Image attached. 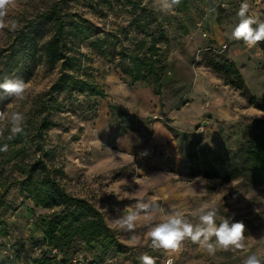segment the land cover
Returning <instances> with one entry per match:
<instances>
[{
  "label": "rangeland",
  "instance_id": "obj_1",
  "mask_svg": "<svg viewBox=\"0 0 264 264\" xmlns=\"http://www.w3.org/2000/svg\"><path fill=\"white\" fill-rule=\"evenodd\" d=\"M54 1L17 0L8 19H17L21 26ZM142 2L156 13L169 38L167 46L159 43V55L166 63L159 95L152 84L132 81L121 72L118 44H96L95 39L103 37L108 29L128 25L129 6L121 0H68L64 4V9L82 14L95 26L88 39L76 43L78 70L103 88L105 96L83 92L64 98L65 105L51 115L55 125L45 132V147L54 151L46 161L63 168L65 189L88 199L103 213L108 226L111 219L118 218L126 206L140 198L157 202L164 213L180 210L193 222L200 207L215 205L219 210L217 223L226 217L245 224L244 249L218 250L209 255L186 241L183 251L172 257L174 264H243L252 254L264 259L261 186L244 183L240 178L222 180L228 154L241 139L245 123L251 116H264V112L247 102L235 86L233 73L225 74L212 67L213 63L232 62L250 93L264 98V42L248 48L243 41L230 39L243 0H188L187 9L175 7L172 13L157 11L152 0ZM248 2L251 13L264 19V0ZM136 33L131 29L123 44L132 47L141 37ZM47 36L48 32L44 37ZM11 38V31H0V47ZM222 42L228 44L227 48L220 47ZM58 73L57 65L49 69L40 63L25 80L29 84L26 101L7 96L0 99V112L10 114L28 108L24 137L34 135L41 116L36 107ZM80 126L79 137L74 138ZM9 135L5 131L0 139ZM24 145L27 155L23 161L27 162L37 153L31 142ZM11 148L8 145L7 152H0V167L7 177L19 175L12 166L18 157ZM199 158L211 161L217 176H191L189 164ZM5 201L8 205L0 207V218L6 222L7 234L0 235V245L6 240L25 244L15 263L32 264V259L39 256L34 247L43 235L40 219L51 209L35 207L20 194L17 184L8 190ZM159 219L157 214L154 222ZM113 231L126 246L122 253L107 250L102 255V239L88 245L75 239L66 253L67 264H140L138 258L145 253L154 257L156 264H164L169 258L162 250L149 247L147 222L143 220L136 230L138 245L131 243L130 233ZM59 255L63 257L62 251Z\"/></svg>",
  "mask_w": 264,
  "mask_h": 264
},
{
  "label": "trees",
  "instance_id": "obj_2",
  "mask_svg": "<svg viewBox=\"0 0 264 264\" xmlns=\"http://www.w3.org/2000/svg\"><path fill=\"white\" fill-rule=\"evenodd\" d=\"M68 0H55L49 8L27 19L19 28L12 32V38L7 45L0 47V82L5 78H22L27 80L38 64H44L49 69L58 66V75L44 91L37 108L40 116L36 123L35 133L24 137V131L12 139H0L3 144L11 145V151L18 160L13 163L19 175L4 174L0 167V207L8 205L5 195L12 185L19 186L20 194L27 196L35 207L49 208L51 211L42 216L39 225L42 238L55 246L63 257L59 261L45 255L32 259V264H67V250L75 239L88 245L102 239V255L105 251L114 254L122 253L126 246L114 235V231L107 225L103 213L88 199L76 196L65 189L62 184L64 171L61 166L49 164L46 160L52 158L54 151L45 147V132L55 125L51 118L53 111L65 105L64 98H73L75 93L86 92L91 95L104 97L105 92L95 81L83 77L79 73L80 56L77 54V42L88 39L95 31L94 24L80 13L64 9ZM123 5L129 6L131 19L128 25L118 29H108L103 37L95 39L96 44L106 46L119 45L117 51L118 64L121 72L132 81H145L153 85L154 93L160 94V82L166 74V63L160 57V42L166 46L169 38L163 24L156 13L142 0H121ZM188 7V0H181L177 6L180 10ZM49 27V29H48ZM133 29L141 37L132 47L123 44ZM48 32V36L44 37ZM123 34V37L121 35ZM212 67L225 74L236 76V87L249 104L264 112V98H256L244 84L233 63H213ZM64 94L59 99L60 94ZM6 96L0 90V99ZM69 101V100H68ZM173 129V127H168ZM74 138L79 137V132ZM34 144L37 155L23 161L27 155L24 142ZM201 159V158H199ZM189 164L191 176L202 174L205 177L217 176V169L211 161L201 159ZM190 160V159H189ZM240 178L244 183L261 186L264 192V116H251L241 131V139L235 149L228 154L223 181ZM7 234L6 222L0 218V235ZM73 246V245H72Z\"/></svg>",
  "mask_w": 264,
  "mask_h": 264
},
{
  "label": "clouds",
  "instance_id": "obj_3",
  "mask_svg": "<svg viewBox=\"0 0 264 264\" xmlns=\"http://www.w3.org/2000/svg\"><path fill=\"white\" fill-rule=\"evenodd\" d=\"M16 3L17 0H0V31L19 30V21L8 19L9 12ZM180 4L181 0H152V7L163 13H172ZM237 17L238 23L231 31L230 39L243 41L248 48L264 42V19L251 13L248 0H243L240 4ZM0 90L7 97L24 102L29 92V84L22 78H5L3 82H0ZM27 111L28 108L25 107L23 111L17 110L10 114L0 112V138H3L5 131L10 133L7 137L9 140L21 134L24 131ZM7 150V143L0 147V152H7ZM218 212L215 205L211 207L204 205L194 213L196 222H193L180 210L164 213L157 202L140 198L134 205L126 206L118 218L111 219L109 226L115 230L130 233L131 243L138 245L140 241L136 230L141 220L147 222L146 236L150 241L149 247L156 251L162 250L168 255L169 258L164 261V264H174L172 257L183 251L186 241L198 245L209 255H214L218 250L235 251L245 248V224L242 221L233 222L226 217L217 223ZM157 214H160V219L154 222ZM261 239L264 240V236ZM138 259L140 264H156V259L146 253L140 255ZM243 264H264V259L252 254L244 259Z\"/></svg>",
  "mask_w": 264,
  "mask_h": 264
},
{
  "label": "built area",
  "instance_id": "obj_4",
  "mask_svg": "<svg viewBox=\"0 0 264 264\" xmlns=\"http://www.w3.org/2000/svg\"><path fill=\"white\" fill-rule=\"evenodd\" d=\"M227 43L220 44V47L222 49L227 48ZM23 243H10L9 241H4L0 245V264H17L18 257L21 253H23L24 250ZM28 246V245H27ZM34 249L38 253V255H45L48 257H52L55 260L60 259L59 250L53 246L50 245L47 241V239L40 237L38 243H36ZM166 258L165 260H167Z\"/></svg>",
  "mask_w": 264,
  "mask_h": 264
},
{
  "label": "crops",
  "instance_id": "obj_5",
  "mask_svg": "<svg viewBox=\"0 0 264 264\" xmlns=\"http://www.w3.org/2000/svg\"><path fill=\"white\" fill-rule=\"evenodd\" d=\"M223 43V42H222ZM256 109V108H255ZM258 110V109H257ZM259 111H261V110H259ZM263 112V111H262Z\"/></svg>",
  "mask_w": 264,
  "mask_h": 264
},
{
  "label": "water",
  "instance_id": "obj_6",
  "mask_svg": "<svg viewBox=\"0 0 264 264\" xmlns=\"http://www.w3.org/2000/svg\"><path fill=\"white\" fill-rule=\"evenodd\" d=\"M203 124H205V122H203Z\"/></svg>",
  "mask_w": 264,
  "mask_h": 264
}]
</instances>
